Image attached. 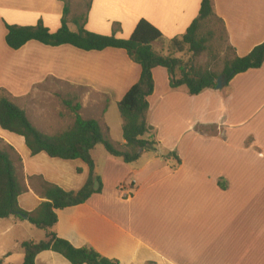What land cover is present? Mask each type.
<instances>
[{
    "label": "crops",
    "instance_id": "1",
    "mask_svg": "<svg viewBox=\"0 0 264 264\" xmlns=\"http://www.w3.org/2000/svg\"><path fill=\"white\" fill-rule=\"evenodd\" d=\"M201 2L0 0V89L48 135L73 124V113L62 104L68 93L61 88L77 90V96L70 94L81 105L80 116L107 127L112 142L121 146L122 119L113 109L141 75L126 51H83L37 41L13 50L6 43L7 26L42 22L55 33L67 7L72 32L79 31L77 19H84L83 28L90 33L128 39L139 21L146 20L162 34L154 50L168 55L170 41L185 34ZM213 4L237 56H246L264 41V0ZM161 44L167 47L158 48ZM153 79L148 122L157 131L160 155L175 152L181 164L155 152L126 164L97 146L92 157L102 192L84 204L57 210L58 237L75 248L92 247L118 264H264V65L197 96L185 87L172 89L165 68H155ZM201 126L216 131L201 133ZM7 147L25 189L18 197L25 212L44 201L40 182L78 192L88 180L89 167L82 160L52 158L45 152L32 155L24 137L0 126V150ZM32 226L16 216L0 220L3 264H22V243L42 241L31 235ZM36 264L71 263L43 251Z\"/></svg>",
    "mask_w": 264,
    "mask_h": 264
},
{
    "label": "trees",
    "instance_id": "2",
    "mask_svg": "<svg viewBox=\"0 0 264 264\" xmlns=\"http://www.w3.org/2000/svg\"><path fill=\"white\" fill-rule=\"evenodd\" d=\"M67 14L66 7L62 27L55 33L50 32L42 22L35 26L8 25L6 43L13 50L20 49L29 41L52 47L71 45L83 51H102L107 48L125 50L129 58L141 67L139 81L117 103L125 143L115 145L107 127L102 128L94 119H83L79 114L81 105L73 96L62 101L74 115L73 124L59 134H44L30 122L26 112L13 102L7 91L0 89L2 129L24 137L32 155L45 152L52 158L80 159L89 167L88 180L78 192H68L57 185L40 182L39 192L44 201L35 211L28 213L18 205V197L25 189L17 174L12 149L7 147L0 150V220L26 215L32 225L44 232V240L22 243V264H36V257L43 251L58 253L71 264H118L92 247L75 248L57 234V210L84 204L92 195L102 192L103 183L95 172L92 151L97 146H103L110 156L126 164L138 161L144 152H155L165 160L174 159L176 166L180 165L181 160L175 152L160 155L157 131L148 122V99L154 91L153 70L165 68L172 89L185 87L190 96H197L206 89H215L220 76L228 85L236 75L261 68L264 65V41L246 56H237L229 44L223 19L214 11L213 0H202L198 17L185 34L170 41L171 52L168 55L154 50L153 44L162 39V34L146 20L139 21L128 39H120L115 35L105 36L86 31L83 28L84 19H77L79 31L72 32L67 26ZM185 52L190 54V59H186ZM177 54L182 56L177 57ZM204 55L206 61L198 62ZM197 130L208 133L216 131V127L201 126ZM0 264H3L2 261Z\"/></svg>",
    "mask_w": 264,
    "mask_h": 264
},
{
    "label": "rangeland",
    "instance_id": "3",
    "mask_svg": "<svg viewBox=\"0 0 264 264\" xmlns=\"http://www.w3.org/2000/svg\"><path fill=\"white\" fill-rule=\"evenodd\" d=\"M73 26H71V28H72ZM167 46L166 45H164V44H161V45H159V47L158 48H166ZM190 54H188L187 53V57H186V59H190V57L191 56H189ZM206 61V56L204 55L203 56V58H199L198 59V62H205ZM59 86V85H58ZM58 88H61L60 86L58 87ZM64 91L63 93L66 95V93L65 92H67L68 94L66 95V97H70V96H72V94L73 95H76L77 96V94H79V92L77 91V90H72V89H70V90H68V89H62L61 88V91ZM70 93H72V94H70ZM77 93V94H76ZM69 95V96H68ZM113 109V108H112ZM112 109L110 110V119L113 117V114H112ZM115 112V116H117V118H119V116H120V113H119V110H118V107L116 106L115 107V110L113 109V113ZM121 117V116H120ZM122 119V118H121ZM31 235L32 236H34L35 238H37L38 240H43L44 239V232L43 231H41V230H39L38 228H36L35 226H32V232H31ZM23 249V248H22ZM24 251V250H23Z\"/></svg>",
    "mask_w": 264,
    "mask_h": 264
},
{
    "label": "water",
    "instance_id": "4",
    "mask_svg": "<svg viewBox=\"0 0 264 264\" xmlns=\"http://www.w3.org/2000/svg\"><path fill=\"white\" fill-rule=\"evenodd\" d=\"M217 85H216V89H221L224 85V78L223 76H220L217 81H216ZM21 217L25 220L28 219V217L26 215H21Z\"/></svg>",
    "mask_w": 264,
    "mask_h": 264
},
{
    "label": "built area",
    "instance_id": "5",
    "mask_svg": "<svg viewBox=\"0 0 264 264\" xmlns=\"http://www.w3.org/2000/svg\"><path fill=\"white\" fill-rule=\"evenodd\" d=\"M122 191L124 189V186L121 187ZM126 197H129V193L127 195H125Z\"/></svg>",
    "mask_w": 264,
    "mask_h": 264
}]
</instances>
